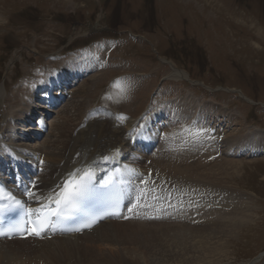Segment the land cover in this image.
Wrapping results in <instances>:
<instances>
[{
    "label": "rangeland",
    "instance_id": "374dc122",
    "mask_svg": "<svg viewBox=\"0 0 264 264\" xmlns=\"http://www.w3.org/2000/svg\"><path fill=\"white\" fill-rule=\"evenodd\" d=\"M218 2L224 5L221 11L204 0H0V14L9 22L0 28V122L13 119L25 92L38 88L48 73L90 52L99 57L100 71L78 74L58 100L38 90L44 98L35 102L40 105L39 114L29 124L34 132L21 136L17 144L33 149L57 140L54 124L66 111L75 115L70 93L98 75L100 79L86 96L87 112L103 110L116 119L122 117L118 119L121 125L132 121L134 132L147 130L156 140L146 145V155L156 152L172 132L168 131L171 125L181 122L168 117L173 102L177 106L196 103L197 108L210 111V118L202 123L211 129L212 137L219 136L215 143L222 145L215 169L225 161L243 165L234 181L221 180L226 187L221 186L228 188L229 197L234 196L233 206L243 203V211L254 215L255 223L242 228L236 237L229 234L222 245L232 244L231 264H264V258L259 260L264 254V148L260 146L258 154L251 156L241 147L229 148L232 141L249 134H264V40L252 29L256 25L264 31V0ZM162 60L168 61V68ZM169 62L187 73L189 80L171 78ZM212 107L218 111L211 112ZM197 108L187 118L203 125L197 118L204 111ZM224 110L232 116L225 118ZM148 156L141 164L144 167L151 166ZM196 159L200 164L201 158ZM156 194L154 188L152 195ZM159 236L134 239L138 247L148 245L155 252L165 249L163 257L147 263L200 264L203 253L196 243L175 244ZM159 239L165 244L162 249L155 247Z\"/></svg>",
    "mask_w": 264,
    "mask_h": 264
},
{
    "label": "bare ground",
    "instance_id": "6f19581e",
    "mask_svg": "<svg viewBox=\"0 0 264 264\" xmlns=\"http://www.w3.org/2000/svg\"><path fill=\"white\" fill-rule=\"evenodd\" d=\"M204 2L211 4L209 7L215 5L219 11L224 8L218 0ZM2 15L0 14V28L9 23ZM239 15L238 19L245 22ZM255 26H252V29L264 40V31ZM85 54L75 63L63 66L58 72L48 73L47 79L38 84V88L25 92L20 109L15 112L13 119L5 118L0 122V178L35 209L45 203L52 208L54 204L46 198L54 192L58 194L67 180L89 173L94 181L106 183L116 175L129 184L126 208L128 209L129 201L132 212L127 216L130 217L128 221H123L122 217L106 220L82 235L51 233L47 237L26 241L0 240V264H151L147 262L164 256L163 239H159L155 244V247L164 250L160 252H155V248H152L153 251L148 249V245L138 247L134 245L137 242L134 239H145L149 236L161 238L160 234L167 242L183 244L190 240L191 243H196L192 245L203 253L200 264H231L229 258L233 255L232 244L222 245V241L229 234L235 235L245 226L255 222L252 213L243 211V203L234 206L230 203L231 197L234 196L229 197L230 191L223 187H226L223 185L226 183L220 182L234 181L243 165L230 162L228 164L225 161L221 168L215 169V157L222 147L215 143V140L218 142L219 136L212 137L209 131L204 135L196 134L199 129L211 130L202 123L205 117L210 118L209 110L197 108V104L193 102L179 103V106L173 102L168 117L181 122L176 126L171 125L168 131L172 132L167 133L162 145L148 156L146 153L149 148L146 145L153 144L156 139L147 130L136 133L132 121L121 125L117 117L103 110L87 112L86 96L90 93L93 83L100 79L101 76L98 75L84 81L70 93L75 115L66 111L65 116L54 124L57 140L47 141L45 146L35 145L33 149L17 144L18 140H22L21 136L28 137L34 132L29 124L33 122L35 113L39 114L37 110L40 105L35 102L44 98L39 95L38 90L44 92L48 99L56 96L58 100L67 85L76 80L78 74L80 76L83 72L100 71L102 64L94 58V53ZM169 65L172 69L171 78L176 81L189 80L187 73L178 70L171 63ZM195 108L204 111V116L197 118L199 124L203 125H197L196 119L187 118ZM212 110L218 111L215 107H212L211 112ZM223 114L225 118L232 116L226 114L225 110ZM16 122L20 123L17 125L21 126V129L16 127ZM180 126H183L182 130H179ZM36 130L41 132L40 129ZM257 132L249 134L248 138L232 141L233 144L229 143V148L241 147L246 149L244 153L249 156L258 154L260 146L264 148V134ZM243 144L246 145L245 148ZM5 145L9 146L8 150ZM104 156L114 158L106 162L102 159ZM147 156L152 163L151 166L144 167L141 164ZM197 157L201 158L200 164ZM10 158L13 162L9 161ZM32 182H35L34 187L31 186ZM25 186L31 187L40 200L26 196ZM154 188L156 195H152ZM148 229L149 231H146ZM156 229H164L165 232H151ZM159 242L160 244H157ZM115 246L118 247L115 249Z\"/></svg>",
    "mask_w": 264,
    "mask_h": 264
},
{
    "label": "snow or ice",
    "instance_id": "6c2138e0",
    "mask_svg": "<svg viewBox=\"0 0 264 264\" xmlns=\"http://www.w3.org/2000/svg\"><path fill=\"white\" fill-rule=\"evenodd\" d=\"M99 59V57H94ZM119 86V83L118 85ZM118 119H123L122 117ZM207 131L206 129H199L197 131V135H204ZM116 154H119V150H116ZM114 157L104 156L102 159L104 161H109ZM86 176L91 179L89 173H85ZM32 187L35 186V182H32ZM60 187V186H58ZM4 190L0 189V193ZM88 192V185L86 182H65L63 187L61 188L60 192L53 193L52 196L46 198L47 201L51 202V204H55L57 207L53 210L49 204L45 203L42 204L39 208H25V205L9 194L8 196L0 195V204L4 201H11L9 208H17L21 209L25 212V216L28 220L31 221L30 231L20 227L19 225H11L8 232L0 231V235H9L10 233H17V234H30L35 237H41L42 233L46 232L47 230H55L56 224L53 221V217L56 221L69 219L73 214L80 211L79 202ZM25 195L33 200H40V197L36 195L35 192L31 190V187L25 186ZM55 197V198H53ZM4 208L0 207V212H3ZM94 222V221H93ZM84 227H91V223H86ZM74 231H79V228L70 229Z\"/></svg>",
    "mask_w": 264,
    "mask_h": 264
},
{
    "label": "flooded vegetation",
    "instance_id": "af4514ba",
    "mask_svg": "<svg viewBox=\"0 0 264 264\" xmlns=\"http://www.w3.org/2000/svg\"><path fill=\"white\" fill-rule=\"evenodd\" d=\"M148 34H151L150 32Z\"/></svg>",
    "mask_w": 264,
    "mask_h": 264
}]
</instances>
